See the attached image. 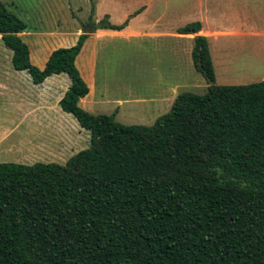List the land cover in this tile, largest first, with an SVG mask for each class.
I'll return each instance as SVG.
<instances>
[{
	"label": "trees",
	"instance_id": "1",
	"mask_svg": "<svg viewBox=\"0 0 264 264\" xmlns=\"http://www.w3.org/2000/svg\"><path fill=\"white\" fill-rule=\"evenodd\" d=\"M108 20L103 29L128 24ZM26 32L0 0L14 69L36 85L67 75L60 106L91 145L65 165L0 164V264H264V81L216 85L208 39L198 36L192 57L213 83L207 93L179 94L152 126H127L116 121L118 109L80 107L90 89L76 60L89 35L39 69Z\"/></svg>",
	"mask_w": 264,
	"mask_h": 264
},
{
	"label": "rangeland",
	"instance_id": "2",
	"mask_svg": "<svg viewBox=\"0 0 264 264\" xmlns=\"http://www.w3.org/2000/svg\"><path fill=\"white\" fill-rule=\"evenodd\" d=\"M2 2L27 25L26 34L65 33L70 39L77 30L83 32L85 27L98 24L95 18L97 9L92 13L95 0ZM99 2L102 5L99 11L111 14L113 23L121 22L122 16L128 10L135 12L150 2L153 3L152 8L144 16L147 22L164 12L166 18L172 19L175 16L172 20H176L175 26L179 27L197 22L195 18L201 10L200 7L211 9L213 13L219 10L224 18L211 21L212 27L238 32L242 31V25H247L244 28L247 34L234 33L208 39L215 69V84L249 85L264 81V0ZM237 14H240L239 17ZM88 35L91 36V33ZM194 36L195 33L182 36L181 40L172 37L155 40L105 37L99 44L93 45L91 42L79 59L82 76L91 90L89 96L80 103V107L93 115H111L118 109L116 121L119 123L127 126H152L171 111L179 94L205 95L211 83L194 66ZM39 39L44 49L46 44H54L47 34H42ZM23 41L28 43L29 39L23 37ZM31 46L34 51L33 45ZM63 46L61 48H70L66 44ZM94 49L97 63L95 74L89 69V58L93 59ZM12 56V51L6 48L0 37V67L11 88L7 96L3 97L4 92L0 94V164L33 165L41 162L65 165L73 155L90 147V133L82 129L77 120L69 115L70 136L66 148H60V138H57L59 136L52 138L49 135L28 134L32 129L27 130L25 124L21 123V117L16 116L13 110L14 105L19 110L25 109L24 99L30 97L37 86L27 72L14 69ZM62 77L71 82L67 75L63 74ZM149 100L151 101L148 102ZM41 141L45 146L41 145Z\"/></svg>",
	"mask_w": 264,
	"mask_h": 264
},
{
	"label": "crops",
	"instance_id": "3",
	"mask_svg": "<svg viewBox=\"0 0 264 264\" xmlns=\"http://www.w3.org/2000/svg\"><path fill=\"white\" fill-rule=\"evenodd\" d=\"M95 1H96L95 7L97 9V15L95 18H96V22L98 21L97 23H100L105 17H108L109 18L108 21L111 24L121 25L125 23L126 21H128V24H127V27L122 31H114V30L102 28V29L95 30L93 33H91V36L89 35L88 39L86 40L84 44L82 52L80 53V55L78 56L76 60V65L81 75H82V70H81V65L79 64V59L84 54V52L87 49V46H89L91 42H93V45L99 44V42L103 40L105 37L125 39V40L133 39V38L155 40V39L172 37L174 39L176 38L177 40H181L182 36H186V35H182L179 33V29L182 27L175 26L176 20H172L175 18V16H173L172 19L168 17L166 18L164 16L165 15L164 12H162L156 18H153L150 22H147V20L144 19V16L149 14V10L152 8V5H153L152 2L146 3L144 7H142L140 10H137L135 12H130L128 10L122 16L123 18L122 21L125 20L124 22L121 21L119 23H113V18L111 14L101 13V11L99 10H100V7H102V5L99 2V0H95ZM211 7H214V6H211ZM200 8L201 10H199L195 19L198 23L201 24L202 28L199 33L195 34L193 39H195V37H198V36H203V37H206L207 39H210L212 37H219V36L224 37V36H228L234 33L239 34V35L247 34V31L244 30V28L247 27V25H242L241 27L242 31H238V32L228 31L227 29L222 28V27H219V28L212 27L211 21H213L214 19L222 20L224 18V14L219 12V10L216 13H213V10L211 9H205L203 7H200ZM239 15L240 14H237V17H239ZM197 22H193V23H197ZM42 34H45V35L47 34V37H49L50 41L54 42V44H51V45L46 44L45 45L46 49H44L39 39ZM82 34L83 32H81V30H77V32L73 35V38H70V39L67 38L68 36L65 33H53V32L51 33L36 32L33 34L23 33V34H20V36L22 37V39L23 37H26L29 39V42L28 43L25 42V43H27L29 46L32 63L39 69H44L51 54L55 50H58L61 47H64L63 44H66L67 47L75 46L78 42L80 35ZM0 37H2V35H0ZM57 41H60V42L56 44L55 42ZM31 45H33L34 51L31 48L32 47ZM95 52L96 50L94 49L92 51L93 59L92 57L89 58V63H90L89 69L92 70V73L94 72V74L97 69L96 68L97 63H96L95 56H94ZM34 56H36L35 61H34ZM11 60H12V57H11ZM62 75L63 74L54 75L46 79L43 84L36 85L37 89L33 91L30 97L24 99L26 108L19 110L14 105L13 113L16 116L21 117L20 119L21 123L25 124V127L27 128V130L32 129V131L28 132V134L40 135V136L49 135L50 137L53 136L52 138H54L55 136H59L57 138H60V141H59L60 148H63V147L66 148V146L68 145V137L70 136L68 134V124H69L68 116L70 114H67L66 112L62 110L60 106V101L65 96L66 92L69 90L71 86V82H69V80L66 77H62ZM1 92H4L3 97H5L7 96L6 94H9V92H11V88L7 81L5 73L4 75H2V69L0 67V94ZM90 93H91V90H90ZM86 98L82 99L80 103ZM150 101L151 100H149L148 102ZM39 113H41L42 115H38ZM15 127H17V125H15ZM62 137H64V139H62ZM41 145L45 146V144L43 143Z\"/></svg>",
	"mask_w": 264,
	"mask_h": 264
},
{
	"label": "water",
	"instance_id": "4",
	"mask_svg": "<svg viewBox=\"0 0 264 264\" xmlns=\"http://www.w3.org/2000/svg\"><path fill=\"white\" fill-rule=\"evenodd\" d=\"M104 25H105V23L103 22L101 24L98 23V24H93L90 27H85L83 33L88 35L96 29H102L104 27ZM211 85H213V83H211Z\"/></svg>",
	"mask_w": 264,
	"mask_h": 264
}]
</instances>
